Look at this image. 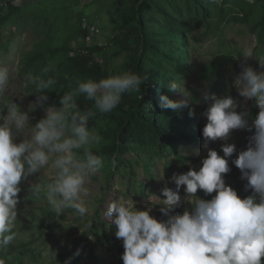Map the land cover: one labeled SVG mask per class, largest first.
<instances>
[{"label":"clouds","instance_id":"clouds-1","mask_svg":"<svg viewBox=\"0 0 264 264\" xmlns=\"http://www.w3.org/2000/svg\"><path fill=\"white\" fill-rule=\"evenodd\" d=\"M210 2L220 4L221 0ZM239 57L245 61L257 58L264 69V56L255 55L251 47L242 50ZM145 79L127 71L98 81L78 79L75 87L61 97V106L56 107L45 105L48 97L44 91L55 89L56 80L29 74L26 86L32 85L34 90L30 92L39 94L30 102L29 110L46 107V115L34 125L13 100L0 103V264L17 263L13 257L16 249L8 246L17 238V220L21 222L17 205L22 180L51 169L54 174L50 182L29 184L30 197L38 200L43 196L55 217L69 210L79 218L87 215L84 198L90 195V189L86 185L104 164L103 158L92 151L101 137L89 122L97 113L112 112L123 94L139 92ZM9 84V69L0 66V98ZM234 85L245 100L255 98L258 114L249 123V113L237 112L238 102L230 95L211 96L202 113L206 118L202 147L207 155L199 170L190 166L187 172L173 174L175 190L167 186L161 190L164 199L158 197L157 204L162 205L160 211L167 219L158 220L150 215V208L138 210L132 202L109 203L104 216L115 227L116 238L123 242V264H264V71L242 63ZM167 88L169 92L178 91L180 98L162 96L160 107L174 112L188 108L189 116H193L194 109L189 107L192 95L183 79L174 80ZM78 96L93 102L92 108L82 111L76 102ZM241 129H254L247 148L232 160L247 183L239 187L237 181L231 187L224 175L230 172L228 158L236 152L235 145L222 144L221 156L209 144L227 141L232 131ZM17 135L23 137L19 143L15 142ZM181 186L192 205L184 212L176 207L181 202ZM198 189L204 192L201 197L196 195ZM78 254L79 250L74 256ZM72 259L67 258L64 264H71Z\"/></svg>","mask_w":264,"mask_h":264},{"label":"trees","instance_id":"trees-1","mask_svg":"<svg viewBox=\"0 0 264 264\" xmlns=\"http://www.w3.org/2000/svg\"><path fill=\"white\" fill-rule=\"evenodd\" d=\"M229 1L234 9L228 6V0L220 4H213L210 0H177L176 5H172L171 0H114L117 33L101 44L92 36L90 41L86 40L88 29L81 27L86 20L84 9L77 14L78 18L75 17L79 22L75 25L74 17L64 13V9H69L70 1L59 0L55 11H52L53 18L43 20L46 28L23 60L22 72L25 71L27 76L31 74L56 80L55 89L44 90L48 97L46 106L55 103L60 107L61 97L75 87L78 79L98 81L124 71L146 79L139 92L123 94L120 104L112 112L97 113L89 122V126L100 133L101 140L92 147V151L103 158L101 169L105 172L102 197L96 199L101 207L95 208L92 217L86 215L79 218L71 210L55 217L47 204L42 205L40 199L43 196L38 200L31 198L30 193L23 192L21 188L18 213L22 214L23 207L35 205V214H30L36 228L30 236L25 230L31 231L35 225L26 226L17 220L14 229L17 238L8 246L16 249L13 252L16 264H64L69 257H73L71 264H123V242L116 238L115 227L104 216L107 209L102 205L109 179L115 172L122 173L127 186L132 185L137 175L133 168L136 164L148 181L152 177L155 157L161 155L166 158L169 153L180 163L182 157L178 143L183 139L196 141L197 130L188 128V121L183 119L181 111L160 108L162 96L174 99V92H169L167 85L178 80L179 73L186 71L184 56L179 59V55L181 47L186 45L185 35L191 30L187 21L192 20L196 29L204 27V34H215L222 27L225 17L234 22L250 23V31L257 32L259 46H264V0H255V3L248 0ZM181 2L193 16L178 22L173 15L181 12ZM58 7L63 11L60 12ZM6 8L7 11L0 14V26L15 18L20 11V7L10 1L6 3ZM152 12H157L162 19L153 18L150 15ZM112 45L115 46L114 55L124 58L117 68H110L108 62L101 58ZM228 55L226 53L222 59H227ZM27 88L34 90L32 85H27ZM76 102L82 111L93 106V102L83 96L76 97ZM36 111L38 121L46 115V107H37ZM131 152L136 155L127 157ZM143 181L139 182L143 185L142 192L145 190ZM200 193L204 194L202 190ZM191 208L190 204L189 210ZM177 209L185 211L184 206ZM72 220L81 221L79 232L78 226L69 224ZM52 225L57 229H52ZM35 241H38L36 245ZM46 244L51 247L52 256L43 259L48 249ZM77 250L79 254L74 256Z\"/></svg>","mask_w":264,"mask_h":264},{"label":"rangeland","instance_id":"rangeland-1","mask_svg":"<svg viewBox=\"0 0 264 264\" xmlns=\"http://www.w3.org/2000/svg\"><path fill=\"white\" fill-rule=\"evenodd\" d=\"M10 1L14 6L20 7L15 18L9 19L5 25L0 26V66L7 67L10 72V84L5 95L0 98V103L13 100L17 103L21 111L27 112L30 118V124L34 125L38 120L36 119V109L29 110V104L35 101L38 93L30 92L26 86V72H22L23 60L25 54L33 48L34 43L41 38V33L46 25L43 20L47 18H53L52 11H55L58 6L59 0H0V14H4L7 11L6 3ZM69 9H64V13L70 17H74V24H79L78 15L81 9H84L86 14V20L94 24L99 32L94 39L99 43H105L106 39L117 33L116 28V14L114 0H69ZM206 1V0H205ZM225 1L226 0H221ZM246 1V0H245ZM172 5H176L177 0H171ZM255 3V0L254 2ZM182 6L181 12L176 13L175 20L183 21L184 17L193 16L187 12V7L184 2L180 3ZM228 0V6L234 9L233 5H230ZM230 7V8H231ZM59 8V7H58ZM238 9V7H237ZM59 11L63 10L59 8ZM78 14V15H77ZM182 14V15H181ZM77 15V16H76ZM157 20L162 17L157 12L150 14ZM77 17V18H75ZM192 19V17H190ZM189 30L186 35V45L181 47L182 53L179 55V59H183V63L186 65V71L179 73L178 82L182 79L185 82V87L191 92L192 101L189 107L194 109V115L189 116L188 108L181 110L183 119L188 121V128L197 130L196 141L182 140L178 143V150L182 157V161L179 163L172 154L167 153L166 158L158 156L154 158L153 166L151 168L152 177L147 181L144 178L143 171L139 166L133 164V168L136 171V178L133 179L134 183L127 186L126 179L122 176V173L115 172L109 179L108 190L105 194L103 208L107 209L109 203L113 201H126L135 204L138 210H145L150 208V213L158 220L167 219L160 209L162 205L159 203V199H164L162 195V189L167 186L175 190V183L171 179L173 174H181L187 172L189 167H193L199 170L201 166L202 158L207 155V150L202 147V128L206 124V118L202 116V113L210 102L211 96H225L230 95L238 102L237 112L246 110L249 113L247 117L249 123L258 114L259 108L256 105L255 98L245 100L239 95L237 88L234 85V79L241 71V64L247 63L256 71H264L259 65L257 58H248L246 61L243 57H238L242 50L251 47L254 54L257 56H264V46H259L257 41V32L250 31V23L234 22L227 17L224 18L221 23V28L215 34H204L205 28H197L193 24L192 20H188ZM179 47V44H177ZM115 46L112 45L102 55V60L107 61L109 67L117 68L123 61V56L114 55ZM228 53L227 59L222 57ZM222 60V62H221ZM221 62V63H220ZM30 92V93H27ZM27 93V94H25ZM205 93L208 94V99H205ZM174 99L180 98V93L174 92ZM53 105L56 106L55 103ZM57 107V106H56ZM161 108V107H160ZM6 114L7 109H4ZM247 130H234L231 132L227 141L216 140L210 142L209 147L217 150L218 154L223 155L221 145L224 143H231L235 145L236 152L233 156L228 158L230 172L224 175L225 183L232 185L237 181L239 187L245 186L246 180L241 179L240 170L232 163V160L236 158L237 154L241 150H245L249 143V137L253 134ZM96 134L100 136L98 131ZM23 139L22 136L17 135L15 142L19 143ZM97 146L94 144L92 147ZM135 152L127 154V157L135 156ZM51 169L42 170V172L36 173L34 176H30L27 180H22L21 188L23 192H29V184L40 182H50L53 176ZM164 174V175H163ZM163 176V178H160ZM145 182V190L142 192L143 185L139 182ZM105 181V172L100 169L94 176L91 177L90 183L86 185L90 189V195L85 199L86 207L89 211L87 216L92 217L95 208L101 207L96 199L102 197L101 186ZM198 189L196 195L201 197ZM181 202L176 207H185V210L189 209L190 202L185 198L184 186H181L179 190ZM42 205H46L44 198ZM40 205V204H37ZM41 205V206H42ZM35 205H28L21 208V221L23 225L32 226L31 231L25 230V233L35 231L36 222L32 219L30 213L35 214ZM158 214H161L158 217ZM64 226L66 223H63ZM69 224L78 226V232L80 231L81 221H70ZM52 229H57L55 225H52ZM57 231V230H56ZM31 236V235H30ZM40 241V240H38ZM38 241H35V245ZM47 250L43 255V259L52 256L51 247L46 244ZM48 262V260H47Z\"/></svg>","mask_w":264,"mask_h":264},{"label":"built area","instance_id":"built-area-1","mask_svg":"<svg viewBox=\"0 0 264 264\" xmlns=\"http://www.w3.org/2000/svg\"><path fill=\"white\" fill-rule=\"evenodd\" d=\"M81 27L83 29H88V35L86 36L87 41H90L92 39L91 36L95 37L99 32V29L95 25H88L86 20L82 22Z\"/></svg>","mask_w":264,"mask_h":264}]
</instances>
